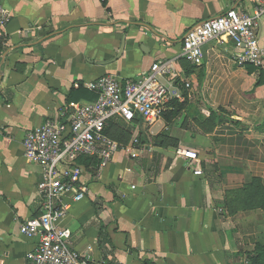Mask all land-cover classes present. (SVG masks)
<instances>
[{
  "label": "crops",
  "instance_id": "0c3cea01",
  "mask_svg": "<svg viewBox=\"0 0 264 264\" xmlns=\"http://www.w3.org/2000/svg\"><path fill=\"white\" fill-rule=\"evenodd\" d=\"M0 3L10 15L0 25V264H29L38 241L20 231L42 212L43 171L24 157L26 133L92 101L73 89L92 91L108 74L137 79L164 59L175 60L161 77L164 115L108 126L119 150L104 168L81 164L88 192L59 225L86 264H249L264 245V64L241 65L228 35L204 46L201 65L180 55L191 27L255 1ZM257 32L264 45V14Z\"/></svg>",
  "mask_w": 264,
  "mask_h": 264
},
{
  "label": "built area",
  "instance_id": "2783aa9c",
  "mask_svg": "<svg viewBox=\"0 0 264 264\" xmlns=\"http://www.w3.org/2000/svg\"><path fill=\"white\" fill-rule=\"evenodd\" d=\"M254 1L252 10L229 8L191 27L183 39L180 56L201 65L204 46L211 40L221 42L222 37L228 35L240 50L236 59L241 65L263 66L264 45L257 28L264 14V0ZM9 19L8 11L0 3L1 27L6 28ZM174 61H156L137 79L121 80L108 74L90 81L87 86L97 94L95 100L79 104L71 112L62 113V118L48 119L26 133L24 157L43 171L38 185L42 212L20 226L24 235L38 237L27 254L29 264L88 262L87 255L71 246L72 230L59 225L72 205L84 199L88 192V186L82 182L83 166L77 159L97 158L100 168H104L119 150L118 142L106 131L112 122L130 123L140 119L152 125L162 118L170 97L161 77L174 75ZM179 154L197 159L194 151L181 150Z\"/></svg>",
  "mask_w": 264,
  "mask_h": 264
},
{
  "label": "trees",
  "instance_id": "16d2710c",
  "mask_svg": "<svg viewBox=\"0 0 264 264\" xmlns=\"http://www.w3.org/2000/svg\"><path fill=\"white\" fill-rule=\"evenodd\" d=\"M1 46V42H0ZM262 82V79L258 80L257 85H259ZM83 95L86 97L88 100H95L97 98V94L94 93L93 91H89L87 89H84L82 87H79L77 89H73L72 96L73 95ZM77 162L79 164H89V158L88 157H80L77 159ZM263 208H264V201H263ZM249 264H264V245L263 244H257L256 248L254 250V254L250 259Z\"/></svg>",
  "mask_w": 264,
  "mask_h": 264
},
{
  "label": "water",
  "instance_id": "95a60500",
  "mask_svg": "<svg viewBox=\"0 0 264 264\" xmlns=\"http://www.w3.org/2000/svg\"><path fill=\"white\" fill-rule=\"evenodd\" d=\"M121 52H123V47H122V51Z\"/></svg>",
  "mask_w": 264,
  "mask_h": 264
}]
</instances>
